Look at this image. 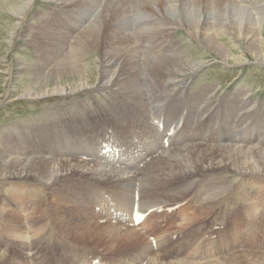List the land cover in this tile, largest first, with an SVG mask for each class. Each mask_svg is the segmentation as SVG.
Wrapping results in <instances>:
<instances>
[{"label": "rangeland", "instance_id": "obj_1", "mask_svg": "<svg viewBox=\"0 0 264 264\" xmlns=\"http://www.w3.org/2000/svg\"><path fill=\"white\" fill-rule=\"evenodd\" d=\"M97 1L98 0H96V2ZM109 1L121 2L122 0H100V3H107ZM234 1L239 5H242V7L247 10L246 17H237L233 15V8L230 0H203L198 5L192 2V16H194V14H196L198 10L199 16L200 14L210 15V21H208L207 23H205V21L201 22V26L203 25V33H200L202 34V42L197 39L194 34H192L186 27L184 28L180 24H172L173 26L171 25L172 27L176 26V29L175 31L173 29L171 34L165 36L168 37L169 40L168 43L170 44V46L168 47L171 48L173 46L174 48L172 52H178L183 62H190L193 64L197 63L202 67H200L196 72L190 73L189 75H179L180 77L173 81L175 84L171 85L168 89L173 92V94L178 92L180 94V97L186 98L195 95L200 88L211 87L212 90L208 95L209 98L206 99L207 102H209L210 98L212 100L214 99L213 101H221L224 99V104H215V106H218L217 109L220 108L219 112H217L216 114L217 118L221 116L220 112H222V108L224 105H230V103H233V101L235 102V100H233L232 98L238 92L239 97L242 96V94L240 93H243L245 96V100L248 101V103H252V105H250V107H252V110L258 108L261 109L260 111L263 113L262 116L264 117V106H261V104L264 103V62H258L260 61L258 60L259 58L264 57V1ZM4 2L6 1H0V146L4 143V148H8V145L6 146L7 142L11 141L12 138H16L15 134L20 133L22 137H18L15 141H19V144H22L23 142H28L30 138V142L34 145H38V148L33 147L28 149L33 150L37 156L42 154V157H45V159H50L58 162L64 160H72L67 159L66 157L59 158L58 154L54 153V151L49 156L42 150L46 148L49 143H51L52 147V142L55 140L57 133L63 135V133L65 132H75L78 137H81L80 135L84 134L86 135V140H93L99 130L105 127H101V125H107L109 127L113 126L107 123L105 117H107L108 122H113V119L111 118L113 117L112 115H117L119 113H117V111L115 113L114 110L111 111L109 108L110 106H108L109 104L107 103L111 101L113 102L114 98H123L127 99L128 101V97H125L122 93L119 92L114 93L113 89H117V86H112L110 89H105L108 87H102L104 83L101 76L102 70L104 68V62L102 59L103 56L98 53L90 54L89 57L83 61V64H85V66L88 63H91V66L94 67L96 72L93 76L94 78L92 77L91 79L93 80L91 81V86H87L75 92L55 94L47 93L46 95H35L33 93V90L53 89L54 87H59L61 85L75 83L81 80H85L86 78H90V75L86 70L87 68L81 71L80 74L71 73L70 75H68L63 69V67H65V63L59 62L64 57H67L70 47L78 46V35L86 31L87 25L95 22V16L91 15L92 12L90 13L87 7H83L82 5L69 4V2L65 0H30L26 9H24L21 14L7 11L8 7ZM203 8L204 12L202 11ZM86 9H88V11H86ZM102 10L103 6H100L98 7L97 12H93L94 14H96L102 12ZM182 11H184V15L191 17V11L188 10L187 6ZM142 13L144 17H142V14H140L141 16L138 14V16L141 19L147 18L145 16V13ZM147 14L150 16V21L148 25H145L144 28H151V26L153 25L159 26L160 24L161 27L164 26V24L160 22L162 21V19L160 18H163L162 15H158L154 12H149ZM201 19H203V16ZM133 20L130 21V25L133 24ZM153 21H157L158 24H150V22ZM212 22H214V24H212ZM77 25L79 26V28ZM118 25L117 23L112 24V26L114 27L113 29L119 31L122 26L120 25V22L118 23ZM138 26L143 27L144 22H142L140 25L137 24L136 28ZM105 27L106 24L104 25L103 30L105 29ZM128 27L129 25L126 26V28ZM65 28H68L69 31L67 32ZM133 28L134 27H132V29ZM224 28H226V30L228 31L224 32ZM110 29L111 26H107V36L106 38L102 36L100 38V42H105V39L109 38ZM9 30H11L12 33L9 34ZM1 31L4 34H2ZM127 31L130 32L132 30ZM126 33L127 32L124 31L122 32V34ZM211 34H217V39L219 37L217 41L221 42V47L230 48V53L233 52L234 55L244 56L246 63L237 64L233 59H231L228 63L226 61H223L221 57L218 56L213 50L203 44L207 42L204 38H206L207 35L210 36ZM159 36L160 35L149 36L143 41V43H141V45L138 44V46L141 47L144 44H147V48H149V46H151V43L153 42H156V45H158L161 39L157 38ZM40 37L43 38V40L39 39ZM120 38L126 40L128 38V34L122 35L120 36ZM37 39H39L41 43H38ZM206 40L209 41V39ZM52 43L53 45L61 43V45L64 46L65 49H63L62 47L61 49L57 50L58 54H56L57 52L53 53L54 50L52 47ZM161 47L162 46H159L157 49H160ZM167 50V47H163L162 49H160V51L163 53H167ZM60 51L63 52L61 53ZM168 51L171 52L170 50ZM144 53L145 51L143 50V54ZM76 62L80 63L79 61ZM70 66L72 65H69V68H71ZM57 67H59V70L61 71L50 72L52 71V69ZM86 67H88V65ZM140 75L143 77V81L145 83L146 73L141 72ZM30 88L33 90L31 91L32 94L29 96L27 92ZM128 102L132 101L129 100ZM166 103H168V105H166ZM170 103V99H168V102L167 100L163 102V104L166 106L165 108H163V110L165 111V114L169 116L167 123L174 122L176 116L179 117L178 114H176L174 117L169 114L170 110L175 109L174 107L172 108V105ZM182 103L188 105L187 101L185 100H183ZM105 104H107V106ZM122 104L123 103H115L114 106L116 108H121L120 105ZM220 106H222V108ZM189 108L187 109L190 112L185 108V115L192 129L196 126L198 128L201 126L204 127L210 124V122L213 123L215 121H209L207 119V116L201 118L200 114L202 113V110H195V107L192 106L191 111V109ZM87 112L93 113L92 115H90V113V116H88ZM148 113L150 114L149 111ZM67 115H70V118L63 120L67 117ZM263 117L262 119H264ZM59 118H61L62 121H59V123L56 124H50L53 119H56L58 121ZM118 118L119 117L115 118V121H118ZM123 120L124 119H122L121 121ZM151 123L154 126L153 122ZM228 124H231L230 121H228ZM186 126L187 123L183 125V127ZM215 126L216 125H214L213 128H215ZM112 129L116 133L125 135L124 131L116 130L113 127ZM131 129L135 130L134 128ZM181 129L183 131L184 128L181 127ZM29 131L33 132L28 134ZM132 131H130L129 129L130 134L132 133ZM182 131H178L175 136L171 137V143L169 146H167L168 148H171L172 145H174L175 143L177 144L181 139L184 138H179ZM79 132H81V134ZM93 132L94 136L92 137V134L90 133ZM39 137L41 139H37ZM221 138L222 134H219V140H210L208 135L205 134L202 142L204 143V145L207 144L206 146L212 148L215 147L218 149V145H224L227 143H234L241 146L243 145L244 147H249L253 146L254 144L258 143L257 141L261 140H255L254 138L247 141L244 138L242 142H239L234 141L232 136V138L230 137V141L228 142L222 141ZM27 139L28 141H26ZM62 139L64 140L65 147V145L68 144V140L64 138ZM205 139L207 141H205ZM183 140L188 141V144L191 141V139L189 138H184ZM14 146V144H11L10 148ZM21 146H15V151H17L18 149H23L20 148ZM181 146H183V144H181ZM167 147L155 148L153 153L159 151H162V153H164L165 151H167L166 153L169 154L170 150L178 149L179 146L177 148H175L174 146L169 150H167ZM187 147L188 145H185L183 146V149L185 150L187 149ZM24 151L28 152L29 150H27L26 148ZM34 153L30 154V156H33ZM161 154H159V156ZM163 157L162 159H165L166 154H164ZM156 159L157 158L148 161L146 165L142 166V168L140 167L141 170L147 167L152 160L155 161ZM78 160L84 161V159ZM87 161H92L89 162L91 166L94 165V162L103 163L100 159H98L97 161L88 159ZM159 163L160 162H156V164ZM103 164L105 165V163ZM106 165H108V168H114V166L112 165ZM218 176H220L221 178H226L227 181H225V183L227 184L228 189L231 187L236 189L238 187L236 190L241 191L239 195L245 196L246 200L244 199V202H242L240 205L242 207H239L243 208L241 212L246 213L248 210H252L253 214H256L254 213L255 210L257 212L256 215H252L257 217L249 216L245 219L244 224L240 226L241 229H232L227 232H222L224 226L223 224H221V221L223 219L226 220L227 215V212H224L223 210L227 211L226 208L239 205V203H236L237 195H227V189V191L223 193V196L217 199L219 203L215 204V206L217 205L216 207L205 202L204 208L207 207L204 214L205 217L203 216V218L199 219L198 222H192V227H189L188 229L184 228L183 226L188 225V223L181 225L185 221L184 219L181 220V218H186L188 215H190L191 217L193 214H196V206H198V202L197 204H193V206L196 204L194 207L191 206L189 209L183 212L176 210L171 214V221L167 222L162 228H156L147 233H144V230L145 228H147V226H143V230L136 228L137 232L142 236L141 240L133 239L130 242L126 243L118 242L115 247H112L110 245V242L104 240L103 238L102 240L98 239L92 241L86 238H77L73 234H71L70 239H67L65 237L62 238V233H60V224L66 223L68 221L81 223L83 221V213L81 212L86 211V209L81 207L82 204H79L82 199L75 197V193L73 194V189L69 191V202L71 203H69L67 199L62 198L63 195L61 192H58V189H60L61 185L67 186L71 182L75 183L74 180L82 178L84 176L70 175V177L62 179L52 185H44L45 188H41L40 186L35 185L36 182H30V184L28 183L29 185H26V191L25 188H18L12 186V184L9 186L0 185V264H22V262L23 264H57V262H55L56 259H59L62 264H68L69 262L70 264H76L79 260L81 262V260L86 257V254L87 257L91 256L90 253L94 254V256L100 255L101 257L109 259L110 261L111 259H114L116 261L122 262V259L124 257L131 258L132 256L136 255L138 253L136 249L139 251L145 250V246L149 241L150 235H165L163 243L158 247H155V251L152 252L151 258H153L155 255H160L167 261L185 260L186 262H202L203 264H227L231 259L237 257V259H234L240 261L239 263L242 264H264V202L262 201L263 198L260 196L261 193L257 190L258 185L264 184V177H258L256 175H232L227 171L223 172L222 174H218ZM178 179H174L173 183L168 182L164 184V187L155 186L154 188L142 187V182H136L135 187L137 189L135 188V190H139L138 193H140V195L142 196V202H144V204L149 207L164 203L175 202L174 204H176L181 201V203L186 204L188 201L192 200L190 195L187 196L186 194L187 197L183 200L173 202H171V198L167 196L169 193H174L176 188L178 189L186 183V181L183 180V177H178ZM188 180H190V177L188 178ZM250 181L252 185L250 184L248 186V183ZM227 182L229 183V185ZM104 185H106L109 190L114 191L113 187H111L110 184L98 183L97 189L100 186L104 187ZM218 185L220 187L221 183ZM24 186L25 185H22L21 187ZM244 186H247L246 189L243 188ZM27 189L29 190L27 191ZM169 189L172 190L170 191ZM23 191L26 192V195L19 196L18 194ZM200 192L202 193V190H200ZM134 193L133 191H131L132 198ZM262 193L264 194V191ZM189 194L192 193L189 192ZM15 195H18L21 199L19 205L14 202V200H16L14 199ZM65 195L67 194L65 193ZM226 195L227 197H225ZM43 197L48 199V204H46L47 206L43 201ZM126 197H129V195H126ZM147 197L151 198L155 204H147L145 202L147 200ZM54 199H57L58 204L56 211L61 216L56 215V213L50 216L51 212H53L51 208L54 207V204L52 202ZM259 203H262L261 205L263 207H259ZM9 205L10 208L8 207ZM86 206H89L88 202ZM47 207L48 210L46 212H43ZM109 207L110 209L117 208V203L110 204ZM209 209L210 211H208ZM9 210H12V212H9ZM2 211L9 212H6L7 217H2ZM15 213H18L19 215H17L15 219L16 222L13 223L15 225L21 223L25 227V233H28L29 235L27 244H24V242H26L25 240L20 245L21 240L16 242H7L5 239H3L6 230L2 228V224L6 219L14 218L16 216ZM84 214L87 215L86 213ZM173 216L175 217V219ZM227 217L232 220L231 213ZM53 219L56 220V223H53ZM95 220L99 222V224L101 223L105 226L119 225L121 226L122 230H124L125 227L124 221L112 218L108 213L102 215L100 218H95ZM112 220H114V222ZM222 223L227 224V222L224 221H222ZM196 224H202L204 227L201 230L195 231L197 227ZM50 225L51 227H55V230H57L58 232H53L54 237L50 239H55V241L53 242L51 240L52 242L49 243L50 239L48 238V233L51 232ZM99 226L101 228L103 227L101 225ZM194 231L195 233H193ZM175 233H177L176 235H178V239L172 238V235ZM205 233L209 234V238L214 237L216 241L212 242L211 244L207 242V246L205 247L206 252L201 258H196L194 254L190 253L194 250V247L192 246L193 242H197V238L201 234L204 235ZM57 236L59 237L57 238ZM64 241L70 242V244L63 243ZM12 245L17 246L16 250ZM31 251L33 254H30ZM51 252L54 253L52 254ZM63 253H70V256L73 257V260L72 258L61 259ZM27 254L30 255V259L33 260L28 261ZM39 254H41L42 258L46 257L47 255L49 258L45 259L43 262H40V258L38 256H35ZM148 261L149 259H147L146 264H148Z\"/></svg>", "mask_w": 264, "mask_h": 264}, {"label": "bare ground", "instance_id": "obj_2", "mask_svg": "<svg viewBox=\"0 0 264 264\" xmlns=\"http://www.w3.org/2000/svg\"><path fill=\"white\" fill-rule=\"evenodd\" d=\"M0 1L2 2V0ZM4 1H6L4 3L8 7L7 11H11L14 13H19V14H21L24 11V9H26L28 3L30 2V0H4ZM65 1H68L69 4L82 5L83 7H87L89 9V12L90 13L92 12L91 15L95 16V22L87 25L86 31L85 32L83 31L84 33L82 34L79 33L80 35H78L77 37L78 43H79L78 46L70 47L67 57H64L59 63H65V67H63V69L66 71L65 73L68 75H70L71 73L80 74L81 71L87 68L86 70L88 74L90 75V78L87 79L85 77L86 78L85 80H81V81L66 84V85H61L59 87H54L53 89H34L33 90L30 88L29 91L27 92L29 96L32 94L31 92L32 90L34 91L33 93L35 95H43V94L46 95L47 93L55 94V93L75 92L79 89H83L87 86H91L92 85L91 81H93L91 79L95 75L96 72H95L94 67L91 66V63H88L87 64L88 67H86L87 65L85 66V64H83V61L86 58H88L90 54L98 53L103 56L102 59L104 62V66H103L104 68L102 70V76H101L103 83H104L102 87H108L105 89H110L112 86H115V87L117 86V89L115 90L113 89V92L122 93L125 97H128V101L129 100L132 101V102H128L127 99L114 98L113 102L111 101L112 103L111 102L107 103L109 104L108 106H110L109 108L111 111L114 110L115 113L116 111L117 113L118 112L119 113L117 115H112L114 117V118L111 117L113 119V122L112 121L108 122L107 117H105V120L107 121L108 124H111V125L118 124L117 130L124 131L126 136L130 135L129 129L131 128L139 129L140 130L139 132L141 133V135L145 136L146 132L143 131L142 129L143 127L145 128L148 127L150 129L153 128V130H155L156 132H159V134H167L170 131V127H171L170 125L173 123V122L167 123L169 116H167L165 114V111L163 110V108L166 107L163 104V102L166 100L168 102V99H170V102H171L170 104L172 105V108L173 107L175 108L173 110H170L169 114L172 117H174L176 114L179 115V117L176 116L175 120L180 119V116L183 115L185 111V106H184L185 104H183L182 101L185 100L187 101L190 107L189 109H191V107L193 106L195 107V110H202V113L200 114L201 118H204L205 116H207V119L209 121L210 120L212 121L215 120V122L217 121L218 118L216 117V114L217 112H219L220 108L217 109L218 106H215V104H218V103L224 104V99L221 101H213L214 99L212 100L210 98L209 102H207L206 99L209 98L208 95L210 94V91L212 90L211 87L200 88L196 92L195 95L190 96L192 98L190 97L182 98L180 97V94L178 92L173 94V92H171L168 89L171 85L175 84L173 81L179 78L180 77L179 75H189L190 73H194L197 70H199L200 67H202L200 64H197V63L193 64L190 62H183L178 52L176 51L172 52L174 47L173 46L171 48L168 47L170 46V44L168 43L169 40H168V37H165V36L171 34L173 29L175 31L176 26L172 27L173 26L172 24L174 25L180 24L182 27L184 28L186 27L192 34H194V36L197 39H199L202 42V39H201L202 34L200 33H203V29H202L203 25L201 26V22L205 21V23H207L208 21H210V15L200 14L199 16L198 15L199 10H198L197 13L194 14V16H192L191 9L193 8L192 2L198 5L203 0H122L121 2L109 1L107 3H102V2L100 3V0H98L97 2L96 0H65ZM230 2L233 8L232 13L234 16H237V17L247 16V13H246L247 10L244 7H242V5H239L234 0H230ZM100 6H103L102 12L94 14L93 11L97 12L98 7ZM186 6L188 10L191 11L190 12L191 17L184 15V11H182ZM88 9H86V11H88ZM202 11L204 12V8L202 9ZM142 12L145 13V16L147 18L141 19L138 16V14L139 15L142 14V17H144ZM149 12H152V13L154 12L158 15L159 14L162 15L163 18H160V17L159 18L162 19V21L160 22H162L164 26L161 27L160 26L161 24L159 26H154L153 24L157 23V21H153V22H150V24L152 23L153 25L151 26V28H144L145 25H148L150 21L149 19L150 16L147 14ZM202 16H203V19H201ZM132 20H133V24L130 25V21ZM119 22H120V25L122 26L121 29L119 28L120 29L119 31L113 29L114 27L112 26V24L117 23L118 25ZM142 22H144V26L143 27L138 26L136 28V25L137 24L140 25ZM105 24H106V27L103 30V27ZM212 24H214V22H212ZM127 25H129L128 28H126ZM204 25H207V24H204ZM107 26H111V29L109 31L110 36L108 39H105V42H100V38L102 36L105 38L107 36V31H106ZM132 27L134 28L132 29ZM226 28L223 29L224 32L228 31L226 30ZM65 30L67 32L69 31L68 28H65ZM127 30H132V31L128 32ZM123 31L127 33L122 34ZM8 32L9 34L12 33L11 30H9ZM1 33L4 34L2 31ZM127 34H128V38L126 40L120 38V36L127 35ZM157 35H160L159 37H157L158 39L161 38L160 43L158 45H156V42H153L151 43V46H149V48H147L148 47L147 44H144L141 47L138 46V44L141 45V43H143V41L147 37L157 36ZM216 36L217 34L216 35L211 34L210 36L207 35V37L204 38L205 41L207 42L203 44H205L207 47L213 50L218 56L221 57L223 61H226L227 63L231 59L235 60L236 61L235 63L237 64L246 63L244 56L234 55L233 52L230 53V48L221 47V42L217 41L219 37L217 39ZM39 39L43 40V38L41 37ZM39 39H37V41L38 43H41ZM206 39H209V41ZM159 46H162L160 49H162L163 47H167L168 50H170L171 52L167 50V53L166 52L163 53L160 51V49H157ZM52 47L54 50L53 53L57 52V50L61 49L62 47L63 49H65L64 46L61 45V43L59 44L57 43L53 45ZM143 50L145 51L144 54H143ZM56 54H58V52ZM262 58H259L258 60L260 61L258 62H261V61L264 62V59ZM76 61H79L80 63ZM69 65H72L70 66L71 68H69ZM59 69L60 68L57 67V68L52 69V71L50 72L61 71ZM141 72L146 73L145 83L147 84L144 83L143 77L140 75ZM240 94H242L241 97H239V92H238L232 98L233 100H235V102L233 101V103H230V105L226 104L223 106V108L222 106H220L222 108V112H220L221 113L220 117L226 122V128L224 130H221V133H223L224 140L229 142L230 137L232 138L231 132L233 133L235 129H238V130L240 129V132L242 134L241 141L244 140V138L247 141L249 139H254V138L255 140L261 139L260 141H257L258 143L254 144L253 146L244 147L243 145L241 146V145L234 144V143L233 144L227 143L224 145H218L219 148L217 149L215 147L212 148V147L206 146L207 144L204 145V143L202 142L203 136L199 135L200 138L199 137L191 138L192 136L188 134L187 138L191 139V141L188 144L187 149L184 150L183 147L181 146V147H178V149L170 150L169 154H167L166 153L167 151H165L159 157H156L157 159L155 161L152 160L148 164V166L145 167L143 170H141V168L139 167L136 169L137 170L136 171L133 169L129 170V169H125L123 167H117V166L116 167L114 166V168L112 167L108 168V165H106V163L104 165L103 161H102L103 163L94 162V165L91 166L89 162H92V161H87V160H84V161L64 160L61 162L50 160V159L48 160V159H45V157H42V154L37 156L33 150L28 149V148H33V147L38 148V145H34L33 143L30 142L31 140L30 138H29V141L28 139L26 140L28 142H23L22 144H19L20 143L19 141H15L18 137L19 138L22 137L21 134L18 133V134H15L16 138H12L11 141L7 142L6 146L8 145V148H4L5 146L4 143L1 145L2 147L0 146V185L9 186L12 184V186H15L18 188H23V189L25 188V191H26V188H27L26 185L28 183L30 184V182L31 183L36 182L35 185L40 186L41 188L42 187L45 188L44 185H52L56 182H59L62 179L70 177V175H81L84 177L74 180L75 183L71 182L67 186L61 185L60 189H58V192H61L63 195L62 198L67 199V201L69 202V199H70L69 191L73 189V194L75 193V197L82 199V201L84 202L86 201V199L90 198L91 192L88 193V190L91 189L92 192H94V189L98 185V183L110 184L111 187L118 189L117 192H122L127 195H131V191H133L134 193V190L136 188L135 187L136 182H142V187H148V188H154L155 186L164 187L163 186L164 184L168 182L173 183L174 179L176 178L178 179V177H183L184 178L183 180H185L186 183L183 184L182 187L178 189L176 188L174 193L173 192L172 194L169 193L167 196L171 198V202L180 201L186 198L188 195H190L189 192L192 193L195 191L198 192L199 190H202L200 197H198L197 194L194 193L195 195V197L193 198L194 202H198V206H196L197 212L194 211L196 212V214H193L191 217L190 215H188L186 218H183L185 221L181 225H184L186 223L191 224L192 222H198L199 219L203 218L205 214V210L207 208V207L204 208L205 202L215 206V204L219 203L217 199L219 197H222L223 193H225V191H227L228 189L227 184L225 183V181H227L226 178L225 177L221 178L220 176H218V174L220 173L222 174L223 172L227 171L228 173L232 175H239V176L256 175L258 177H264V136H263L264 135L263 134L264 133V119H262L263 113L260 111L261 109L259 108L252 110V107H250L252 103H248V101L245 100V96L243 93H240ZM115 103H120V104L123 103V104L120 105L121 108L120 107L116 108L114 106ZM107 104L105 105L107 106ZM166 105H168V103H166ZM261 106H264V103H262ZM176 107H179L180 109ZM148 111L150 112V114L148 113ZM92 113L93 112H87V115L90 116L92 115ZM162 115H163V120L166 123L165 125L166 127L163 129V131H161L162 129L160 130L157 129V126L163 122L162 119L159 118V117H162ZM117 117H119L118 118L119 121H115V118ZM69 118H70V115H67V117L64 118L63 120L69 119ZM122 119L124 120L121 121ZM59 121H62V119L59 118L58 121L56 119L55 120L53 119V121H51L50 124H56V123H59ZM228 121H230L231 123L230 125L228 124ZM151 122H153L154 126L152 125ZM178 131L171 137L175 136L178 133ZM31 132L33 131H29L28 134ZM56 135H59V134L57 133ZM236 138L237 136H235L234 134L233 140L234 141L237 140ZM164 139L165 137L163 135V140L161 141V143H158L156 148L167 147ZM127 141L132 142L133 140L132 141L127 140ZM205 141L207 140L205 139ZM11 144H14L15 146L23 145L20 147L23 149L21 150L18 149L17 151H15L16 150L14 149L15 146L10 148ZM209 144H210V141H209ZM53 145H55V140L52 142V147ZM59 145L61 148L64 147L63 139L60 141ZM26 148L27 150H29L28 152L24 151ZM30 151L34 153L33 156H30V154H33ZM54 153H57V152L54 151ZM164 154H166V158L162 159ZM156 162L157 163L160 162V163L156 164ZM138 165H140V163ZM189 177H190V180H188ZM220 183H221V186L219 187L218 184ZM250 184H251V181L248 183V186ZM258 184H261V183H258ZM22 185H25V186L21 187ZM246 187L247 186H244L243 188L246 189ZM257 188H258L257 190L261 193L260 196L263 198L262 201L264 202V194L262 193L264 191V184L258 185ZM236 189L232 187L229 188L227 191L228 192L227 195H230V196H232L233 194L237 195L236 203H239V205L235 207L226 208L227 211L225 210L223 211L235 212L236 214L239 215V217L244 216L246 218L252 215H256L257 214L256 210L254 211V213L256 214H253L252 210H248L246 213L241 212L243 208H239V207H242L240 205L242 202H244L243 200L245 199V196H240L239 193H241V191L236 190ZM28 190L29 189H27V191ZM25 191L20 192L18 195L19 196L26 195ZM65 193L67 195H65ZM18 195L14 196V199H16L14 200V202L19 205V202H21V199L19 198ZM227 195L225 197H227ZM141 200H142V196H141ZM43 201L45 205L48 204L47 198L43 197ZM52 202L54 204V207L51 208L53 212H51L50 216L54 215L55 213L56 215L61 216L56 211L57 204H58L57 199H54ZM145 202L147 204H151V203L155 204L154 201L149 197H147V200ZM261 204L259 203L260 205L259 207H263ZM8 207L10 208V205ZM47 210H48V207L43 212H46ZM208 211H210V209ZM6 212L9 213V212H12V210H9V212L2 211L1 214L3 218L7 217ZM81 213H83V217H82L83 221L81 223H77V222L74 223V222L68 221L66 223L60 224V230H61L60 233H62V238L65 237L67 239L68 238L70 239L71 234L75 235L77 238H86L92 241L93 240L95 241L98 239L102 240L103 238L104 240L109 241L112 247H115L118 242L126 243V242H130L133 239H139V240L142 239L141 234L138 233L137 229H135L132 226L125 225L124 230H122L121 226L119 225L118 226H115V225L105 226L104 224L103 225L101 223L99 224V222H97L93 217L91 216L89 217L85 215L84 214L86 213L85 211ZM90 214L92 215L93 213L91 212ZM15 215H14L15 216L14 218L6 219L3 222L2 228L6 230V233L4 234L3 239H5L7 242H12V241L16 242V241L21 240L20 245L25 240L26 242H24V244H27L28 243L27 240H29L28 238L29 235L28 233H25L26 232L25 227L21 223L17 225L13 223V222H16L15 219L17 215L19 214L15 213ZM50 216H47V217H50ZM252 217H257V216H252ZM112 221L114 222V220ZM239 222L241 224V221ZM53 223H56V220L53 219ZM97 224L103 227L101 228ZM143 226H147V224L145 223ZM230 226L231 224L229 222H227V224L225 223V228H229ZM50 231L51 232L48 233L49 239L54 237L53 232L54 233L55 231L58 232L57 230H55V227H51ZM58 237L59 236H57V238ZM51 240L53 242L55 241V239H50L49 243L52 242ZM63 243L70 244V242H67V241H64ZM12 246L16 250L17 246H14V245ZM145 249H147V246ZM85 256L87 257V254ZM234 258L237 259V257H234ZM234 258L231 259L227 264H234L235 262H237L235 264H242V263H239L240 261ZM245 259H248V258H245ZM148 264H203V263L202 262H196V263L186 262L185 260L184 261L183 260L182 261L180 260L167 261L164 258H162L160 255H155L153 258L149 259Z\"/></svg>", "mask_w": 264, "mask_h": 264}]
</instances>
